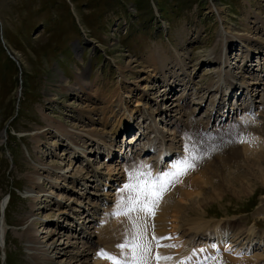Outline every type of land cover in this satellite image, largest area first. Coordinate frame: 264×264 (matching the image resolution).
Wrapping results in <instances>:
<instances>
[{
	"label": "rangeland",
	"instance_id": "374dc122",
	"mask_svg": "<svg viewBox=\"0 0 264 264\" xmlns=\"http://www.w3.org/2000/svg\"><path fill=\"white\" fill-rule=\"evenodd\" d=\"M236 121L258 128L259 146L240 139L236 166L190 173L205 194L221 179L220 193L186 207L242 241L254 226L248 254L262 264L264 0H0V264H33L34 233L54 263L77 251L98 264L96 230L125 168H165L196 123L212 134Z\"/></svg>",
	"mask_w": 264,
	"mask_h": 264
},
{
	"label": "bare ground",
	"instance_id": "6f19581e",
	"mask_svg": "<svg viewBox=\"0 0 264 264\" xmlns=\"http://www.w3.org/2000/svg\"><path fill=\"white\" fill-rule=\"evenodd\" d=\"M159 51H160L159 49H158V51L155 50L153 54L162 61V59H165V56L162 55V53H159ZM171 57H172V55H171ZM201 58H203V56ZM201 58H199V59H201ZM206 58H208V56H206ZM220 80H221V78H220ZM235 84H236V82H235ZM235 84H234V82H232V83L229 82L227 88L228 89L230 87L234 88ZM238 84H240L239 88L243 87L246 89L248 87V85L246 84L244 79L240 80ZM216 87H215V89H216ZM227 88H225V90H227ZM231 90H233V89L230 88L229 92H231ZM249 91L251 92V90H249ZM195 92H196V96H197V92L199 93V89H197ZM208 95L209 94H207V96ZM184 97H187L186 92H185ZM251 102H252V100H251ZM217 104H218V101L216 103V106H217ZM233 109H235V107H233ZM190 116L191 115H189V117ZM151 117H152V115H151ZM209 119H210V114L208 115L206 123H208ZM189 120H190V122H189V126H190L192 124L191 121L195 120V119L190 118ZM198 123H196L195 125H198L199 128L198 127L192 128V129L189 128V131L186 130V132H185L186 134L183 135V141L185 143V147H184V143H183L184 149L182 148V151L185 152L186 144L188 142H191V145H189L190 147L188 149L191 152V154L196 156V160L193 161V163L195 164V167L192 168L191 170H189L186 175L179 177V181L177 183H175V185L173 187H170L169 190L164 194L163 199L161 200L159 206L156 209L155 216H152V217L144 216L143 217V223L147 227V232L145 233V235L147 237V241L151 243V252L148 255V264H157V261L155 259V255L157 253H159L162 256L172 257V259L170 261L161 260L159 262V264H179V262H181V261H184L185 264H195L196 259H198L197 261H204L208 257H213L215 264H257L256 262H254L252 257L258 258V256H261L260 253L257 254L256 256L255 255L254 256H250V255L248 256L246 254L247 248L252 244V241H255L256 239H258V242H259L261 239L260 238L261 236L256 234L257 230H255L253 226H252V228H250L251 225H249L247 227L242 226L241 230H243L246 233V235L243 236V237H245L246 241L242 242V240H240V238L236 234V233H238L237 232L238 229H237V231H234V229H232V231H234V232L231 234H227V232L223 233L219 230H221L222 228H224L226 226H221L216 221H214V223H212V226H211V224L209 225L208 220H203L202 217H200V216L199 217H191L192 216L191 214H197V212L192 209L191 205L190 206L187 205V207H186V201L189 200L190 198H193L194 200H192L191 203H197L198 205L201 204V206H203V204H205L208 199L216 198V195L218 196V194L220 192H217L214 190L216 188H218V186L220 185L221 179L218 180V184H215L214 182L211 181L210 184L212 186L211 187L212 190L210 189L208 194L207 193L205 194L202 191L197 190V186H200L202 184L199 182V180L196 177L190 176V173H192V172L200 173V172L206 171L209 168H211V170L215 169V172L217 173V171L220 172V171L225 169V168H223V166L227 165L229 167V169L231 167H233V164L236 166L237 163L235 161H237L236 159L239 158L241 156V153H242L241 152L242 149H239L235 145L236 140L241 139L242 141H246L249 145H252L255 148H257L259 146V142L256 143V141L253 140V137H255V136H254V132H252V131L253 130L256 131V130H258V128L254 127L255 125L251 124V122L249 123L248 121H244V123L242 121L237 123V121H236L235 124L226 125L225 127H217V129L215 128V130L212 131L213 132L212 134H208L206 132H203L202 125H200ZM47 125L57 126V129L59 130V131L58 130L57 131L62 133L61 132L62 129H60L61 126L59 124L57 125V124H53L51 122L48 124V121H47ZM58 126H60V127H58ZM120 126H121V124L119 125V127ZM200 127H202V128H200ZM120 129L124 130V125L122 127H120ZM192 131L194 132L195 136L191 135ZM78 134L79 133H76V136H78ZM187 134L189 137L192 136L194 139L191 140L189 137L186 138ZM249 136L252 138V140L249 139ZM196 137L198 138L201 145H203V147L205 149H207V150H205L206 151L205 153L203 152L204 154L200 153L199 149L197 148ZM188 138H189V140H188ZM193 144H195V146H192ZM113 145L114 144H112V146ZM198 146H199V144H198ZM163 149L164 150H162L161 153H159L160 155H163V153H165L166 149L165 148H163ZM167 151L169 152L170 150H167ZM83 152H85V151H82L80 153H83ZM110 152L111 151L108 150L106 154L109 155ZM186 154H187L186 152L183 153L181 156H179V158L182 156H185ZM242 158H243V156H242ZM176 159H178V157L174 158L172 161H169L167 163V166H164L165 168H163V166H162V167L157 168V169H153V168H151V169L154 173L156 171H159V170L167 169L169 167V165L171 164V162L175 161ZM244 162H246V160ZM140 164H144V163L139 162V163L134 164V165H140ZM244 164H246V163H244ZM250 165L252 167H254V164H250ZM251 166H250V168H252ZM125 169H127V168H125ZM225 170L227 171V169H225ZM246 171H244V172H246ZM260 171H262L261 178L264 180V167H263V170L261 168ZM29 176H30L32 183L35 182L33 180V179H36V177H34V173L32 175H29ZM231 178H233V176ZM238 179H239V177L237 178V181H238ZM125 180H126V173H125V176L122 180L120 188L124 184ZM241 182H243V181H241ZM34 185H35V183H34ZM52 185L56 188L58 187V189H64V186H58L56 183H53ZM234 185L228 184L226 188L233 190ZM236 185L239 186L238 183ZM221 189H223V188H221ZM240 190L241 189H239V191ZM115 193H116L115 197H113L114 199L112 198L113 201L111 199L112 202L110 203V205L108 207H106V209H108L107 210L108 211V217H103L101 224H100L101 227L96 230L97 231L96 236H97V240H98L96 243H97V245H99L98 246L99 251L105 250L108 253L119 255L120 250L116 246L119 243H123L124 240L127 238L126 237V231L131 228V225H130V223L126 217H124V216L117 217L115 215H112V213L115 209V204H116L118 195H119L118 190ZM60 198H65L68 201L72 200V198H68L64 195H60ZM77 204L79 205V202H77ZM141 215H143V214H141ZM181 221H183V225H185L187 227V228H184L185 230L183 229V231H185L186 234L183 233L182 229H180L181 232H179V228H178L179 224L178 223ZM212 222H213V220H212ZM208 226H210L213 229L209 230L210 228H207ZM180 228H181V226H180ZM246 229H254L255 235L251 236L250 234H252L253 231L249 232V231H246ZM80 231H81V228H80ZM240 233H243V232H240ZM260 235H262V238H264V232H260ZM153 236H156L158 238L159 237H171V238L170 239H161L159 241L161 246H157L156 243L154 241H152ZM201 236H205V237H201ZM36 238H38V237L34 233V234H31L29 236V239L27 240L29 257H31L34 260L33 264H87L86 258H85V253L81 254L77 251L73 254L74 256L72 258H70L69 260L66 261V259H64L63 262H61L62 261L61 260L59 262L57 261L54 263L52 258L46 257V255L48 254V251H49L47 246L46 245L42 246L40 244V242L38 240H36ZM101 244H104L103 249L100 248ZM107 244H109L108 247H107ZM167 245H174V247H167ZM212 245H215V247H212ZM261 246H263V245L261 244ZM201 249H204V251H201ZM62 251H64V250H62ZM240 254H242V255H240ZM93 256H94V254H93ZM188 257L192 258L191 261L187 260ZM246 257H248V258L250 257V258L246 259ZM96 259H99L98 264H108V261H106L104 259H100L97 255H96ZM209 264H213V262L209 261Z\"/></svg>",
	"mask_w": 264,
	"mask_h": 264
},
{
	"label": "snow or ice",
	"instance_id": "6c2138e0",
	"mask_svg": "<svg viewBox=\"0 0 264 264\" xmlns=\"http://www.w3.org/2000/svg\"><path fill=\"white\" fill-rule=\"evenodd\" d=\"M185 152L187 153L185 156L171 162L167 169L155 173L150 165L144 164L134 165L131 169L125 170L126 180L118 189L119 195L112 215L126 217L131 228L126 231L127 238L124 242L116 246L120 250V254L116 255L100 250L97 253L100 259L108 261V264H148L151 243L147 241L145 235L147 227L143 223V217L155 216L164 194L179 181V177L186 175L189 170L195 167L193 161L196 160V156L191 154L187 147ZM170 238L153 236L152 241L157 246H161L159 243L161 239ZM167 247H174V245H167ZM155 259L159 264L161 260L170 261L172 257L157 253ZM191 259V257L187 258L188 261ZM209 261L215 264L213 257H208L204 261H196L195 264H209ZM179 264H185V262L181 261Z\"/></svg>",
	"mask_w": 264,
	"mask_h": 264
}]
</instances>
